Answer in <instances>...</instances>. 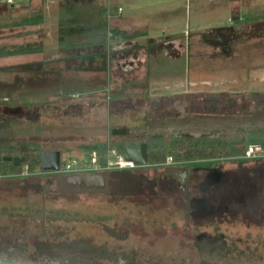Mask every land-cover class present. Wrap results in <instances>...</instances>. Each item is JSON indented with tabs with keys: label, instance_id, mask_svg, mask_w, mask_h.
Listing matches in <instances>:
<instances>
[{
	"label": "rangeland",
	"instance_id": "374dc122",
	"mask_svg": "<svg viewBox=\"0 0 264 264\" xmlns=\"http://www.w3.org/2000/svg\"><path fill=\"white\" fill-rule=\"evenodd\" d=\"M65 1L0 4V68H25L19 66L17 57L26 54L31 55L25 57L31 62L38 58L32 57L35 53L52 60L60 52L55 50L60 19L92 22L86 10L82 11L86 17L79 15L73 20L66 16L64 5H60ZM105 3L109 44L120 40L129 44L130 39L163 34L166 27L160 29L170 23L187 32L214 25L209 0ZM168 6L176 9V18L150 17ZM259 40L257 36L238 43L235 49L239 55L230 58H194L193 46L177 66H182L188 81L173 74L160 76L158 83L154 76L144 80L145 61L138 72L126 73L120 65L114 69L108 64V72L102 74L100 67L106 83L95 84L102 87L99 98L105 104L116 103L111 108L102 106L94 120V107H88L85 121H79L80 110L73 108L79 99L92 100L90 91L72 96L67 85L60 92L69 104L45 101L48 96L42 88L37 91L41 97L35 101L38 104L26 108L24 115L14 116L22 111L18 107H1L11 116L0 113V145L17 144L19 149L21 144L24 148V143H33L39 151L57 149L64 164L86 166L87 146L85 154L69 153L74 151L71 145L79 142L75 136L102 138L107 127L108 132L115 127L127 130L126 136H116L122 142L149 140L168 155L163 165L134 167L140 183L131 168L100 170L106 177L101 188L73 186L68 176L74 174L44 171L40 166L33 174L25 165L14 175L0 172V264H115L120 254L127 264H264V70L253 73L258 65L264 66V48L256 44ZM101 58L85 57L69 71L62 61H53L49 69L56 78L55 69L60 66L61 84L64 77L88 79L94 71L89 63L94 66ZM165 62L164 58L148 60L149 75ZM95 85L90 82L87 86ZM82 86L76 83L75 88ZM134 88L139 91L133 92ZM117 98L121 99L115 101ZM4 102L8 101L0 97V104ZM251 143L261 146L257 156L246 157L237 151ZM103 146L101 149L116 148L111 139ZM175 146H205L213 150L214 157L170 160ZM26 149L29 154L30 148ZM199 164L223 168L214 171L213 177L214 182L225 181L224 186L209 188L207 178L203 179L206 171L192 170Z\"/></svg>",
	"mask_w": 264,
	"mask_h": 264
},
{
	"label": "crops",
	"instance_id": "0c3cea01",
	"mask_svg": "<svg viewBox=\"0 0 264 264\" xmlns=\"http://www.w3.org/2000/svg\"><path fill=\"white\" fill-rule=\"evenodd\" d=\"M210 2V10L212 11V17H213V22L214 25L208 27V28H204V27H195L194 30L192 32H187L185 29H181V30H177L178 28H176V23H170V24H166L164 25L160 30H163V28L166 27L165 31L163 32V34H159V33H155L152 34L151 36L147 37V38H139V39H130L129 45L133 44L134 42H138V41H149V44L151 41H157L159 39H167V40H181L184 43H188V50H191V48L194 46V58L195 57H201L203 56L202 54H199L201 51V46H211L213 47V49H215L216 51H223V53H215L212 54V57H210L211 59H213L215 56H225L226 58H230L233 57L235 55H239L238 51L235 49L236 45L250 37H259L260 40L258 41L259 44L258 48H264V0H209ZM175 7V6H174ZM176 8V7H175ZM174 8H170V6H168V8H162L161 10H157L154 14H149L150 17H152L153 15L155 16H167V18H171L172 16L174 17L175 14L173 13L175 10H173ZM176 18V17H174ZM171 20V19H170ZM124 25L123 23L119 26L120 28H122L121 26ZM125 28V27H124ZM218 28H223L222 30H218ZM211 31L212 34L209 37H212L214 40V44L213 43H202L200 37L202 33L204 32H208ZM226 33H230V34H226ZM226 37H229L233 40V42H229V46H223V44H225V39ZM127 40V39H126ZM122 46V45H128L124 40H120L118 43L114 44H108V46L106 47V50H104L102 53L98 54L100 55L102 58V61L94 64L93 63L91 65H88V67H93L94 71L93 74L91 75L90 78L88 79H82L80 77H76L75 79L72 78H63L62 82L63 84L60 83V80L58 79L59 77V70H60V66L58 68H56L55 72H56V78L52 75L53 71L51 69H49L50 64L55 61V62H59L62 61V65H65L66 67V71L71 70L70 67L74 64L76 65L77 62L80 63V61L75 60V59H60V57L58 55L55 54V57H51L52 60H45L44 59V55L41 54H32V57L36 56L38 57L37 60L35 62H31L26 60V58H29V56L31 55H22L17 57L18 59H20L19 61V66H23L26 65L25 68H20V69H15V68H0L2 70H19V71H25V70H30L31 68H34L32 66H35V75L34 76H28L26 74L20 75L22 76V78L24 80H34V83H31L30 85H25V87H27L28 89H23V91L25 92V96L23 97L22 95L20 96V98L18 99H9V97H5L3 96V98L6 99V101H8L7 103L4 102L3 104H0V108L1 107H7L9 109L14 108V107H18V109H22V111L20 110V112L16 113L14 116L16 115H24L26 113L25 109L26 108H30L31 106H33L34 104H38L35 101H37V99L40 97L37 93L38 90H41L42 88L45 89V95L48 96L45 98V101H50L53 100V102L55 103H67L69 104L68 100L64 99V97H61L62 95L60 94V90L63 91L64 87L67 85L69 90L73 91L71 92L72 96H74L73 93H78V91H82V93H87L88 91H90V95H93L92 100H87V101H82V99H79L80 101L76 104L73 108H77L78 110H80L79 115V121H85V119L88 118V113L86 114V112H88V107H94L96 109V113L95 115H93L91 117L92 120L95 119V116H98V114H100V111L102 110V106L107 105V107L111 108L113 105V103L116 102H112L111 101L107 104H105L103 102V100L100 97V90L102 89V87H99V85H95V84H100L101 82H104L102 79V74H106V72H108L109 69V65L112 66L114 69H116L118 67V63H119V59L117 57V55H115V53H113L114 48L116 46ZM148 45V44H147ZM146 45V46H147ZM146 46L144 47H140V48H136L133 50H129L128 51V55L132 56L133 53L139 52L138 57H139V63L138 66H134V68L123 70L126 73L128 72H138L139 71V67L142 65V62L145 61V77L144 80L146 78H148L149 76H154L153 80L156 81L154 83H158L161 80L162 75L167 76L166 74H170V75H174L177 77H180L181 75L184 76L185 81H188L190 78L185 76L184 70H182V66L181 67H177L180 64V60L181 58L184 56V54H186V51H184L183 54L180 55V57L172 62V63H167V64H163L162 66H160L157 70L156 67H154V71L157 70V72L155 74L149 75L150 72V64L147 66L146 62V55L144 52V48H146ZM224 47V48H223ZM224 51L226 53H224ZM210 52V51H209ZM109 53V54H108ZM40 55V56H39ZM109 55V58L108 56ZM159 55V54H157ZM54 56V55H53ZM58 56V57H57ZM97 56V55H96ZM26 57V58H25ZM40 57V58H39ZM129 57V56H128ZM133 57V56H132ZM154 57V56H153ZM106 59L108 62H106ZM26 60V61H25ZM84 60V59H83ZM158 59H154V61H157ZM34 64V65H32ZM109 64V65H108ZM96 65H98V67H96ZM170 66V68H169ZM172 66V67H171ZM101 67V70H104V72H102V74L100 75L99 72L101 71L99 68ZM43 68V69H42ZM95 68H97L95 70ZM149 68V69H148ZM100 70V71H99ZM120 70H122L120 68ZM260 70H264V66L262 65H258V68L255 69V71L253 73H257ZM52 71V72H51ZM21 78V77H20ZM27 78V79H26ZM163 78V77H162ZM56 79V80H55ZM21 80V79H20ZM59 80V81H58ZM90 82L92 84H94L95 86L90 87L87 86L88 84H90ZM41 83V84H40ZM76 83L82 84L83 86L80 88H75ZM101 85V84H100ZM64 86V87H63ZM73 86V87H72ZM56 87V90H55ZM133 87V86H132ZM104 88V87H103ZM66 89V87H65ZM133 92H135V90L139 91V89L134 88L132 89ZM56 92V96H52V92ZM95 93V94H93ZM62 94V92H61ZM85 95V94H84ZM71 96V97H72ZM2 97V96H1ZM61 97V99H60ZM26 98L28 100H26ZM41 99V97L39 98ZM121 98H117L115 99V101L120 100ZM123 99V98H122ZM43 100V99H42ZM113 100V99H112ZM40 103V102H39ZM76 109V110H77ZM74 112H78V111H74ZM0 113L2 115L7 114V116H11V113H7V112H3L0 109ZM85 113V114H84ZM13 116V115H12ZM61 116V115H60ZM59 116L57 118V121L59 120ZM11 119V118H10ZM54 119V117H53ZM13 122V121H12ZM27 124V123H26ZM111 128L109 129L108 132V127L105 129V135L102 138L96 137L92 135L86 136L84 134H79V136H75V138L79 139V142L77 145L73 146L71 145L74 149L73 152H69L71 155H81V154H85L84 153V146H87L86 148H88L90 145H104L107 144L109 145V141H110V136H114L111 134L110 132ZM116 137V136H115ZM25 140V138H22ZM16 145H0V150H4V149H11V148H16ZM28 146V147H27ZM22 147V144H21ZM23 151L26 150V148H37L36 145H33V143L31 144H25L23 145ZM20 149V148H19ZM44 150L46 149H53V148H43ZM39 150V149H38ZM42 151V149H40V152ZM19 153V152H17ZM4 156V155H3ZM198 167V168H197ZM195 167L194 169L192 168L193 171H206V176L203 178L204 180H206L210 183V187L209 188H213V187H217V189H219L218 187L220 186H224L222 183H224L225 181H222V183L218 180L216 182H214V171H221L223 170V168L219 167V166H212V165H208V164H204V167L202 165L199 164V166ZM132 173H134V176H136V173L138 174L137 180L140 183V174L138 173V170H131ZM99 175L104 177V186H105V180L106 177L103 174V172H96ZM76 175H72V176H68V179L71 177H74ZM218 177H221L220 174H218ZM116 178V177H114ZM202 180V181H204ZM199 180H197L198 182ZM70 183V182H69ZM209 183H206L209 184ZM73 186H83V187H87L85 185H79V184H74L71 183ZM196 185V184H195ZM103 186V187H104ZM189 186V185H188ZM198 184L194 187H197ZM99 186H93V187H87V188H98ZM142 187V185H141ZM190 187V186H189ZM225 187L228 189L230 187L229 184L225 185ZM101 188V187H99ZM141 189L140 186L138 187V190ZM216 191V189H215ZM191 197V195H190ZM204 201H206L205 199H203ZM187 201V199H186ZM218 203V200H217ZM205 205V203H203ZM207 205V202H206Z\"/></svg>",
	"mask_w": 264,
	"mask_h": 264
},
{
	"label": "trees",
	"instance_id": "16d2710c",
	"mask_svg": "<svg viewBox=\"0 0 264 264\" xmlns=\"http://www.w3.org/2000/svg\"><path fill=\"white\" fill-rule=\"evenodd\" d=\"M87 1V2H85ZM105 0H66L65 3H61L60 5H64L65 10H63L66 16H71L73 20L75 16L86 17L82 13V11H90L92 22L83 23V20L79 18L75 19L71 22L69 18L65 17L60 19L57 23V34L58 38L55 43V50L60 51L58 56L60 59H75L79 61H83L85 57H94L104 50L110 43V39L107 38V22H106V13L107 10L105 8ZM115 10H117L115 8ZM114 12V10H113ZM89 15V16H90ZM76 21V22H75ZM85 26V29L83 27ZM39 38V36H37ZM50 40V38H47ZM62 53V55H61ZM93 62L91 61L89 65ZM34 65V64H32ZM30 70L19 71V70H2L0 69V97L5 96L9 97V99H18L22 95L23 89H28V85L34 83V80L30 79L24 80L22 78L23 74L28 76H34L35 66H32ZM98 67V65H96ZM66 73V72H65ZM21 77V78H20ZM21 79V80H20ZM28 84V85H27ZM27 85V87H25ZM59 95H62L61 92ZM115 96L112 97L114 99ZM13 119V117L11 118ZM111 141L114 143L116 150L119 153H123V142L116 138L115 136L109 135ZM201 137L199 138H202ZM206 137V136H205ZM224 138V137H223ZM261 140V138H259ZM235 140H233L234 142ZM250 141V140H249ZM248 141V142H249ZM255 141V140H251ZM247 142V143H248ZM147 143V164L149 166H158L163 165L166 161L167 153L164 148L161 146H151L149 140H146ZM178 143V142H177ZM262 144L264 142L261 141ZM249 144V143H248ZM256 144V143H251ZM94 146V147H92ZM113 146V145H112ZM103 145H90L88 148H85L87 154L89 155L92 151L96 150L101 155L102 163L105 162L106 148ZM22 147L20 149L11 148L0 150V172L7 171L8 173H19L21 165H26L29 172L34 171L35 168L39 167L41 164L40 160V151L37 148H30L29 154L26 153L25 162L19 166H14L11 162L4 161L2 159L3 155H12L17 152H23ZM27 150V149H26ZM246 145L242 146V148H237V151L241 153H245ZM85 152V153H86ZM173 153V154H172ZM171 153V157L174 158L175 161H200L205 158H212L213 150L207 149L205 146L200 147H191V148H179L174 147Z\"/></svg>",
	"mask_w": 264,
	"mask_h": 264
},
{
	"label": "water",
	"instance_id": "95a60500",
	"mask_svg": "<svg viewBox=\"0 0 264 264\" xmlns=\"http://www.w3.org/2000/svg\"><path fill=\"white\" fill-rule=\"evenodd\" d=\"M223 28H218L222 30ZM212 32H204L201 36L211 35ZM149 44V41H138L133 44L125 45L127 50L131 51L136 48L144 47ZM111 134L114 136H126L127 130L123 128H111ZM60 150L48 149L42 150L40 153L41 169L44 171H58L60 167ZM123 156L126 161L132 162L136 166H147V143L143 140H125L123 142ZM3 160L11 162L14 166H19L25 161L24 154L16 155H4ZM70 183L79 184L82 183L87 187L104 186V177L101 175L87 174L77 175L68 179Z\"/></svg>",
	"mask_w": 264,
	"mask_h": 264
},
{
	"label": "flooded vegetation",
	"instance_id": "af4514ba",
	"mask_svg": "<svg viewBox=\"0 0 264 264\" xmlns=\"http://www.w3.org/2000/svg\"><path fill=\"white\" fill-rule=\"evenodd\" d=\"M226 34L228 35L230 33H226ZM209 36L210 35H205L203 37H200L201 42L202 43H213L214 44L215 42H214L213 38L209 37ZM231 41L233 42V40L231 38L226 37L225 44H223V46H227L228 47L230 45L229 42H231ZM119 45L120 44H118V46H116L114 48L113 53H115V55H117V57L119 59L118 65H120V68L127 71L128 69L134 68V66L135 67L138 66V64H136V63L139 62V57H138L139 52L133 53V55H132L133 57H132V56L128 55V50H127L125 45H122L120 47H119ZM201 48L202 49H201L199 54H202L204 57H212V54H215L217 52L218 53H223V51H216L215 49H213V47L208 46V45L201 46ZM143 50L145 52L147 61L148 60L150 61L151 59H156V58L157 59L164 58L166 60V62L164 64H167V63H172V62L176 61L180 57V55L184 53V51L187 52L188 51V43H184L181 40L159 39V40L154 41V42L151 41L150 44H148L146 46V48H144ZM224 53H226V52L224 51ZM157 54H159V55H157ZM16 154H24V156L26 157V152L25 151L19 152V153H15V154H12V155H16ZM60 162H61V159H60ZM21 166H23V165H21ZM25 167H26V171L28 172V169H27L26 165H25ZM40 168H41V164H40ZM14 174H16V173L9 174V175H14ZM29 174H33V171L30 172ZM87 174L88 175L89 174L99 175L96 172L82 173V174H78V175H87ZM120 255L117 256V258L115 259L114 263L115 264H127V261L126 260H122L121 259L122 256H120Z\"/></svg>",
	"mask_w": 264,
	"mask_h": 264
},
{
	"label": "built area",
	"instance_id": "2783aa9c",
	"mask_svg": "<svg viewBox=\"0 0 264 264\" xmlns=\"http://www.w3.org/2000/svg\"><path fill=\"white\" fill-rule=\"evenodd\" d=\"M18 1H29V0H0V4L12 6ZM261 146L256 144H250L245 150L246 157H253L257 156L259 152H261ZM106 155H105V162L102 163L100 158V153L96 150L92 151L87 160L86 166L78 165L76 162L72 163H61L59 171L63 173L69 174H82V173H89V172H99L100 170H109L112 168H131L133 169L136 167L132 162L126 161L124 159L123 153L120 154L116 148L108 146L106 148ZM170 160L172 157L169 158ZM62 166V168H61Z\"/></svg>",
	"mask_w": 264,
	"mask_h": 264
}]
</instances>
